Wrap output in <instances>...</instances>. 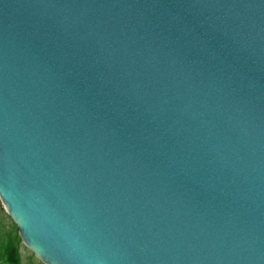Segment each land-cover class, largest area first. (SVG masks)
<instances>
[{
  "label": "water",
  "instance_id": "1",
  "mask_svg": "<svg viewBox=\"0 0 264 264\" xmlns=\"http://www.w3.org/2000/svg\"><path fill=\"white\" fill-rule=\"evenodd\" d=\"M0 197L45 264H264V0H0Z\"/></svg>",
  "mask_w": 264,
  "mask_h": 264
},
{
  "label": "rangeland",
  "instance_id": "2",
  "mask_svg": "<svg viewBox=\"0 0 264 264\" xmlns=\"http://www.w3.org/2000/svg\"><path fill=\"white\" fill-rule=\"evenodd\" d=\"M19 238V228L0 200V264H45Z\"/></svg>",
  "mask_w": 264,
  "mask_h": 264
},
{
  "label": "bare ground",
  "instance_id": "3",
  "mask_svg": "<svg viewBox=\"0 0 264 264\" xmlns=\"http://www.w3.org/2000/svg\"><path fill=\"white\" fill-rule=\"evenodd\" d=\"M0 200L2 201V199H1V197H0ZM2 203H3V201H2ZM4 205V204H3ZM5 206V205H4ZM6 208V207H5ZM8 212V211H7ZM12 218V217H11ZM13 219V218H12ZM15 222V221H14ZM16 223V222H15ZM18 226V225H17ZM18 228H19V226H18ZM20 235V234H19ZM21 238V237H20ZM23 242V241H22Z\"/></svg>",
  "mask_w": 264,
  "mask_h": 264
},
{
  "label": "trees",
  "instance_id": "4",
  "mask_svg": "<svg viewBox=\"0 0 264 264\" xmlns=\"http://www.w3.org/2000/svg\"><path fill=\"white\" fill-rule=\"evenodd\" d=\"M20 240V238L18 239V241Z\"/></svg>",
  "mask_w": 264,
  "mask_h": 264
}]
</instances>
